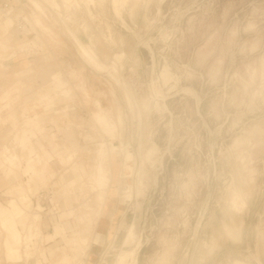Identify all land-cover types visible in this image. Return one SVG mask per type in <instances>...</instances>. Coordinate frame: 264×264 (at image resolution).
Wrapping results in <instances>:
<instances>
[{
    "label": "rangeland",
    "instance_id": "1",
    "mask_svg": "<svg viewBox=\"0 0 264 264\" xmlns=\"http://www.w3.org/2000/svg\"><path fill=\"white\" fill-rule=\"evenodd\" d=\"M11 5L29 26L0 23V207L16 211V200L21 234L10 263L0 228V264H59L86 228L78 264H264V0ZM78 43L117 80L94 71ZM95 100L117 127L113 142L93 119ZM102 154L105 195L95 205L91 195L86 212L63 185L79 186ZM29 228L42 238L26 260Z\"/></svg>",
    "mask_w": 264,
    "mask_h": 264
},
{
    "label": "bare ground",
    "instance_id": "2",
    "mask_svg": "<svg viewBox=\"0 0 264 264\" xmlns=\"http://www.w3.org/2000/svg\"><path fill=\"white\" fill-rule=\"evenodd\" d=\"M123 2H125V0H113V6L115 7V10H117L118 6L122 5ZM37 8H39V7H37ZM13 10H14L13 7L12 8H8V9H1L0 10V23L6 24L8 27L20 28V26H21L20 21H23V23H25L24 25L26 27L29 26V24L27 25L26 24L27 22H25V20H23V18H16V15H12L14 13ZM15 18H16V20H14ZM19 19H21V20L19 21ZM38 23H39V26H42L40 22H38ZM21 29H22V27H21ZM31 29L33 30V28H31ZM78 44H79V48H80L81 53H83L86 56V58L88 59L90 64L94 67V71L95 70L98 71V72H100V71L104 72L105 71L108 74H110L109 70L103 64L99 63L94 58V56L83 45H81L80 43H78ZM92 66H91V68H92ZM71 76L74 77V74L72 72H71ZM112 78L115 79L116 77L112 76ZM115 80H117V79H115ZM93 107H95V111L93 113V119H94L95 123L99 126V128L101 129L102 132H104V130H105V133L107 131L106 134L109 133L108 135H106V134L105 135L109 136L112 139V142H113L115 140L114 137H115V132H116V128H117L116 125H113L110 122L105 110L101 107V103H100L99 100H95L94 101V106ZM121 119L122 118L119 117V121H120L121 126H122ZM99 139H101V138H99ZM104 145H106V144H104ZM112 146H114V144ZM5 150H6V152H8V149H5ZM112 152H113V150H112ZM109 154L113 157L114 161L117 159L118 155L116 154V152H113L112 154L109 153ZM104 156H106V155L102 154L100 156L99 163H97V161H96L94 163V165H92L89 168V171H87L88 173L85 174V180L83 179L84 181L83 182L81 181L79 186H76L77 182L74 181V180H69V181L66 182L65 185H63V190H64L65 195L71 194L73 196L71 198L72 201H74L75 198H76L75 201L78 200L77 199V194H78V196L81 198V200H83V203H82L83 206H84L83 208L84 209H85V207L87 208L86 212L92 211V205H91V202L89 201V200H92V196L91 195L96 194V196H97L96 200L93 199L94 205H95V202L99 203V201H102L103 200V195H105V194H103V192H101L102 191V187L103 186L105 187V183H107L106 181L108 179L107 178V173L105 172V168L103 167V163H102V160H103ZM13 157L14 156L12 155V158ZM129 162H134V159H133V154L128 150L127 154L124 156V164L122 165L123 170H126L128 172V174H124L125 178H131L133 176V174H134L133 173L134 167L132 168L130 165H128ZM80 170H81V168H80ZM13 187H14L15 191H19V192L22 191V184H21L20 181L13 183ZM103 190H106V189L103 188ZM4 192H3V195H4ZM22 196L23 197L21 198V200H22L23 203L26 204L27 201H28L27 196L24 195V194ZM74 196H76V197L74 198ZM125 196H126V194H125ZM5 197H6V199H8L7 196H5ZM38 198H41V193L39 194ZM129 199H130V197H129ZM37 204H39V202ZM80 205H81V203H80ZM78 210H80V209H78ZM42 211H43V209H42ZM82 211H84V210H82ZM30 227H31V225H30ZM86 231H87V228L85 230H79L76 234H74L72 236V238L70 239V244H71L70 254L69 255H64L62 258H60L59 259V264H77V262H79L82 259L83 255L85 254V250L87 249V241L88 240H87V236H86ZM39 238H42L41 233L40 232L35 233L29 228L28 234H27V236H25V239H24L25 240V244H26V247L24 246L26 248V252H25L26 260L30 259L32 256H34L35 251L39 249L38 248V246H40ZM33 240L35 241V243H33ZM29 243L33 244V247L31 249H29V245H30ZM53 252H54V250L51 249V251L49 252V255L50 256H54Z\"/></svg>",
    "mask_w": 264,
    "mask_h": 264
},
{
    "label": "crops",
    "instance_id": "3",
    "mask_svg": "<svg viewBox=\"0 0 264 264\" xmlns=\"http://www.w3.org/2000/svg\"><path fill=\"white\" fill-rule=\"evenodd\" d=\"M8 106H9V103L6 102L5 103V107H8ZM47 121L48 120H46L45 122H47ZM62 127H63V125H61L60 128L58 127V132L59 133L58 132L57 133H52V135H55L56 136V138L58 139V141L60 139H63L64 138V134H63L64 131H63V128ZM44 130H42V132H40V133L39 132L35 133L36 132L35 131L34 132V135H35V137L37 139L38 138L40 139V145H41L42 149H46L47 150L46 153H49L48 152V150H49V146H48L49 143H48L47 140L50 137L49 135L51 133H47L46 134V133H44ZM50 132H54V131H50ZM19 136L21 137V135H19ZM20 143H21V147H28L27 146V141L25 139H22L20 141ZM4 149H8V148L4 147ZM58 150H59V148H58ZM5 152H6V150H5ZM40 153L42 154V151ZM14 156H15V158H12V160L13 161H17V156L16 155H14ZM4 157L6 158L5 159L6 161H9V158H7L5 155H4ZM27 163L28 164H27L26 171H27V173H30L31 174V177L33 178L34 176L32 175L31 172H35L38 169H37L35 163H33V162L30 163L28 160H27ZM39 171H46V170H45V168H42ZM6 177H7V175L6 174H3V179L2 180L5 181V182H7L8 184L13 185V183L19 182V181H16V179L14 177H12L11 179L10 178H7L6 179ZM1 191H3V190H1ZM10 203H11V201L10 202L9 201L7 202V205H8L7 207H4V206L0 207V228L2 230H4L5 233L7 234V238H6L5 244H4L6 259L8 261H11L10 263H13V262L17 263L18 261H15L12 256H13V253L15 252L16 247H17V245H16L17 244V241H16V236L15 235L18 234V236H19L21 234V232L18 229V223H19L20 216L16 215L17 214V209H16L17 202H16V200H14L12 202L15 205V210L16 211H14L12 209L13 207L10 205ZM52 233H54V230H53ZM52 233H49V234H52ZM51 242H54V241H51ZM46 244H49V242H47Z\"/></svg>",
    "mask_w": 264,
    "mask_h": 264
},
{
    "label": "built area",
    "instance_id": "4",
    "mask_svg": "<svg viewBox=\"0 0 264 264\" xmlns=\"http://www.w3.org/2000/svg\"><path fill=\"white\" fill-rule=\"evenodd\" d=\"M12 0H0V10L1 9H8V8H12ZM20 23L22 24L23 21H20ZM4 191H0V202L4 201V199H6V197L3 195Z\"/></svg>",
    "mask_w": 264,
    "mask_h": 264
}]
</instances>
